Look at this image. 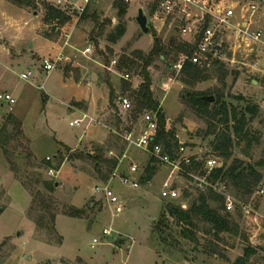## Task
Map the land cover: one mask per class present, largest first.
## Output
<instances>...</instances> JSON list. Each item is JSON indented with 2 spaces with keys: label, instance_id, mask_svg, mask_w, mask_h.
Masks as SVG:
<instances>
[{
  "label": "rangeland",
  "instance_id": "1",
  "mask_svg": "<svg viewBox=\"0 0 264 264\" xmlns=\"http://www.w3.org/2000/svg\"><path fill=\"white\" fill-rule=\"evenodd\" d=\"M123 1L129 7L124 19L127 33L116 44L107 40L120 22L116 0H99L92 4V13L94 10L98 12L97 21L92 18L81 21L75 14L74 20L60 34L53 33L52 27H46L43 21V3L55 5L56 0H38V9L24 8L28 11L25 14L8 1V7L18 12L17 17L25 33L14 44L15 50L4 41L2 44V49L20 57L12 61L4 51L0 56L2 72L8 74L7 79L19 88L13 110L8 105L1 109L0 131L5 115L12 113L22 120L24 137L13 141L10 147L13 153L20 155L19 158L14 157V162L25 180L35 172H42L46 179L59 184L55 199L61 215L57 218L56 227L64 240L62 245L43 243L48 235L45 231L38 232L28 215L31 194L12 171L0 146V264H264V194L261 193L264 192V166L258 167L263 181L249 198L238 194L228 182L200 183L197 179H188L173 167L157 164L153 180L139 189L124 186L118 180L112 182L114 191L125 205L122 215L113 216L109 206L100 200L101 194L96 192V188L101 183L111 182L113 173L104 180L96 169L95 161L86 155L96 154L100 147L106 149L107 159L111 150L120 155L126 144L114 131L131 124L138 130L142 128V113L135 99L121 89L122 75L129 71L115 68L111 71L112 61L119 62L136 50L148 54L154 45V33L164 42L170 36L193 42L192 38L181 33V24L166 19L161 12L157 15L158 0ZM253 1L260 5L254 26L264 30V0ZM240 2L239 5L229 3L238 14L250 0ZM78 7L81 4L64 6L69 12L79 14ZM140 10L148 18V34L143 33L137 23ZM37 28L41 35L45 31L52 33L51 41L56 43L58 53L69 42L65 53L73 61L60 63L50 75L42 71L43 59L56 58L58 54L54 57L50 53L52 44L36 35ZM67 35H71L70 40ZM217 42L221 46L218 57L211 59L210 65L203 63L200 66L208 70L207 80L195 86L184 84L181 73L171 68L184 54L174 52L166 62H156L150 68L152 90L165 114L166 131L175 132L178 143L186 148L184 156L202 160L220 158L214 155L211 145L216 136L210 134V120L192 106L194 95L214 98L215 102L221 97L223 102L239 110L248 104L258 105L260 113L249 123L247 130L258 136L260 143L248 152L249 157L245 155L246 144L237 145L233 159L228 163L230 165L239 158L245 165L254 166L264 161V45L249 48L242 44L239 48L232 31H224L217 37ZM40 44L44 47L39 48ZM91 44L92 53L84 55L82 52ZM215 60L219 64L214 66ZM29 70L33 71V77L29 81L22 80L21 75ZM139 72H129L134 89L143 83ZM43 84L45 89H40ZM110 84L117 96L131 99L135 107L133 113L120 116L117 101H112ZM84 112L90 115L84 126L70 127V121L80 118ZM215 124L217 133L224 128L218 121ZM67 146L72 151H68ZM59 151L65 158L59 175L52 178L44 169L36 171L35 166H41L48 158L53 161ZM128 156L130 159L124 162L122 172L127 173L135 162L138 174L143 175L151 157L135 148L130 149ZM166 183L178 191L179 198L174 202L162 197ZM210 188L226 197V205L233 203L234 210L229 213L240 228L238 235L223 233L215 237L209 225L196 220L197 228L193 230L195 237L192 239L190 233H183L187 228L169 216L165 219L164 230L157 229L170 203L189 210ZM70 208L83 210L84 214L80 218L68 217L66 211ZM247 211H251V215ZM225 212H228L227 206ZM106 228L113 229L112 236L104 237ZM94 239L102 240L103 244L92 248ZM247 248L254 249L256 254L244 259Z\"/></svg>",
  "mask_w": 264,
  "mask_h": 264
},
{
  "label": "trees",
  "instance_id": "2",
  "mask_svg": "<svg viewBox=\"0 0 264 264\" xmlns=\"http://www.w3.org/2000/svg\"><path fill=\"white\" fill-rule=\"evenodd\" d=\"M8 1L18 7L35 10L38 9L40 5L38 0ZM43 6L45 7L44 25L46 27H52L51 30L53 33L57 34H60L62 29L74 20L75 14L78 15L81 21L87 18H92L94 21L98 19L97 10H94L92 13V4L85 9L82 15H79L78 12L71 13L68 10H64L52 4L50 5L46 2L43 3ZM115 8L118 11L120 22L115 30L108 36L107 40L111 44H116L127 33V24L124 21L129 10L127 2L116 0ZM77 23H80V21ZM42 36L48 40H51L53 37L52 33L47 31L42 33ZM197 46L198 42L196 41L192 43L184 42L175 36H170L167 42H164L157 33H154V45L148 54L142 50H136L131 56L122 57L117 66V69L121 71L125 69L129 72L132 70H140L139 74L143 78V83L140 87L134 89L130 82L122 79L121 89L123 93H130L135 99L138 110L141 113L144 111L158 113L160 118V129L158 138L155 142L162 144L172 157L175 156L179 143L175 137L174 131H166L165 114L161 108L159 99L152 90L153 79L150 68L155 65L156 62H166L174 52L183 53L188 56V60H186L181 72V80L186 85L195 86L200 81L209 78L206 74L208 70L194 65L190 61L191 57L197 51ZM217 64H219V62L215 60L214 66ZM110 87L111 89L113 88L111 84ZM111 93L112 101H117L119 96L116 95L115 90L112 89ZM191 102L193 107L199 109L203 116L210 120L209 131H212L210 134L216 136L211 143L214 155L224 160L223 167L213 170L207 180L212 183H217L219 181L228 182L234 186L241 196L245 198L251 197L263 181V174L258 170V167H263L264 161L252 166L245 165L242 159L235 158L230 165L228 163L233 159L234 149L237 145L245 143V155L249 157L250 154L248 152L252 150L255 144L260 143V138L252 135L249 130H247L249 123L257 118L260 113L259 106L256 104H248L245 108L239 110L237 107H230L226 102H223L221 97L217 99L215 104L213 103V105H211L207 102L206 98L197 95L191 98ZM1 109L2 103H0V111ZM4 119L5 121L0 131V146L4 156L12 166V171L19 177L22 185L31 194L32 203L28 215L35 223L37 231H45L48 235V239L44 241V243L62 245L64 239L59 234L56 227L57 218L61 215L58 211V202L55 199L58 183L53 179H46L42 172H35L26 180L19 175L20 172L14 162V157L19 158L20 155L18 153H13L10 147L13 141L20 140L24 137L23 122L12 113L5 115ZM216 121L224 127L218 133L217 124H215ZM11 127H13L12 130ZM67 149L68 151H72L70 148ZM105 153L106 149L100 147L97 149L96 154H87L86 158L95 161L96 169L104 176V180H107L109 176L114 173L118 162L114 159L105 158ZM64 161L63 152L60 151L57 156L53 157V161H44L41 166H35V168L36 171L44 169L46 173L49 168H54L59 172ZM204 162L205 160L192 157L191 164L188 166L184 165V169L187 170V173L204 177L207 175ZM157 164L155 159L151 158L145 173L141 177V185H147L153 180L156 175ZM185 176L190 180L192 179L189 174H185ZM226 200L223 194H219L214 191L213 188H210L207 192H203L200 195L189 210H184L180 206L170 203L164 211L157 229H160V231H162V229L164 230L165 219L169 216L176 219L179 224L185 226L187 229L183 230V233L185 235L187 232L190 233L192 239L195 237L193 230L197 228L196 220H201L209 225L215 237H219L223 233L238 235L240 230L238 224L229 212H225ZM83 214V210L75 208H70L66 211V215L71 218H80ZM262 249L264 251V247ZM254 254H256L254 249L247 248L243 258H249Z\"/></svg>",
  "mask_w": 264,
  "mask_h": 264
},
{
  "label": "built area",
  "instance_id": "3",
  "mask_svg": "<svg viewBox=\"0 0 264 264\" xmlns=\"http://www.w3.org/2000/svg\"><path fill=\"white\" fill-rule=\"evenodd\" d=\"M99 0H56V7L64 8L65 4L80 5L79 15H82L85 9L90 5L97 3ZM260 7L254 3L249 2L246 6L241 8V14L236 12L231 6L226 4L217 3L215 0H158L157 2V15L161 12L166 19L173 20L181 24V33L184 36H188L193 41L198 42L197 52L191 57L190 61L194 65L201 66L203 63L210 65L211 59L217 58L218 52L221 46L217 42V37L224 31H232L235 34V44L242 47V44L247 45L249 48L253 46L264 45V30L256 28L255 18L259 12ZM241 15V19H239ZM69 40L71 35H67ZM68 40V41H69ZM69 47V42L63 48L62 52L56 58H46L42 61V68L47 75H50L58 69L60 63H70V58L66 53L65 49ZM238 48V47H237ZM93 45L91 44L82 53L89 55L92 53ZM188 56L183 55L180 60L171 65L177 73H181L185 65ZM111 71L115 68L117 70L118 61L114 60L111 63ZM34 75L32 70L21 75L22 80L29 81ZM122 79L131 82L132 75L126 72L122 75ZM0 103L8 105L10 108L15 107L17 99L8 92L0 91ZM117 106L119 107L120 116L124 114H131L134 112L135 107L133 102L128 96L120 95L117 100ZM90 119V115L82 113L80 118L74 119L69 123L72 128H81L85 122ZM123 122H125L123 120ZM142 128L138 130V127L133 124L125 126L120 131H114L126 144V149L123 150L120 155L116 154L115 151H109V159L117 160V167L112 174V181L107 183H101L100 187L96 188V192L101 194V201L107 204L113 214L118 217L125 211V205L121 200L120 196L116 194L112 187V182L118 180L122 185L130 187L132 189H139L141 187L142 174H138V166L135 162H132L127 173L122 172V166L124 162L129 158L128 153L130 149H138L143 153L149 155L155 159L158 164L164 166L173 167L175 170H179L184 175L189 174L192 179L199 180L200 183H206L208 176L215 169L222 168L224 163L220 159L210 158L205 160V170L207 175L202 177L196 174L187 173L184 169V165L188 166L191 164V158L184 156L186 148L184 145L179 144L176 150L175 156L172 157L169 152L165 150V147L156 143L158 133L160 129V118L157 112L144 111L141 115ZM51 161V158H48ZM58 171L54 168H49L47 174L49 177H56ZM2 184V178L0 176V186ZM264 194V192H261ZM162 197L165 200L174 202L179 198L178 191L166 183L162 192ZM227 211L231 212L234 210L233 203H227ZM248 215H251V211H247ZM113 229L106 228L103 230L104 237L112 236ZM103 244L100 239H94L92 248L97 245Z\"/></svg>",
  "mask_w": 264,
  "mask_h": 264
},
{
  "label": "crops",
  "instance_id": "4",
  "mask_svg": "<svg viewBox=\"0 0 264 264\" xmlns=\"http://www.w3.org/2000/svg\"><path fill=\"white\" fill-rule=\"evenodd\" d=\"M251 2V0H250ZM254 2V1H253ZM217 3H220V4H226L228 6H231L229 3L233 4V5H239L241 2L240 0H220L219 2L217 1ZM256 3V2H254ZM8 1L7 0H0V56L2 54V51H4L8 57L12 60V61H17V58H19L20 56L19 55H12L10 51H5L4 49H2V44H3V41L6 43V44H9L12 48V50L16 49L14 47V44L16 43L17 40H20L21 37L24 36V33L25 31L23 30V27L21 25V21L19 20V18L17 17V13L18 12H15L14 10L10 9L8 7ZM257 4V3H256ZM260 6V5H259ZM232 7V6H231ZM19 12L25 14L26 12H28L26 9L24 8H20L19 7ZM39 27V26H38ZM257 28V27H256ZM40 29L37 28L35 30L36 32V35L44 38L41 34H40ZM45 40H47L50 44H52L51 46V52L54 57L55 55H59L58 52H56L58 49L56 48V43L51 41V40H48L46 38H44ZM44 46H42L40 44V47L39 48H43ZM59 51V50H58ZM51 54V55H52ZM48 56V55H47ZM2 68V64H1V61H0V91L1 92H8L10 94H12L14 97H15V94L18 93V90L19 88L17 86H13L10 82L9 79H7V75L4 74V72H2L1 70ZM10 69V68H9ZM11 71H13L11 69ZM42 71L43 68H42ZM33 85H35L33 83ZM36 87V85H35ZM43 88L45 89V84L42 85V87H40V89ZM16 98V97H15ZM47 105V104H46ZM5 107L4 104H2V109ZM2 111V110H1ZM0 111V112H1ZM84 113H87V112H84ZM89 115V113H87ZM73 115H76V114H73ZM17 117V116H16ZM21 120V119H20ZM22 121V120H21ZM73 121V120H72ZM71 122V121H70ZM82 138H80L79 141H81ZM59 142V141H58ZM61 143V142H60ZM62 144V143H61ZM68 147V146H67ZM70 148V147H68ZM60 153V151H59ZM60 173V172H59ZM58 173V175H59ZM2 187V186H1ZM36 233V229L34 231V235ZM44 243V242H43Z\"/></svg>",
  "mask_w": 264,
  "mask_h": 264
},
{
  "label": "water",
  "instance_id": "5",
  "mask_svg": "<svg viewBox=\"0 0 264 264\" xmlns=\"http://www.w3.org/2000/svg\"><path fill=\"white\" fill-rule=\"evenodd\" d=\"M75 1L76 0H74V2ZM137 23L140 26V28L142 29L143 33L148 34L150 32V29L148 27V18L145 15L143 10L139 11V15L137 17ZM206 100H207V102H209L211 104L215 102L214 98H208ZM58 186H59V184H57V187ZM121 243H123V241H121Z\"/></svg>",
  "mask_w": 264,
  "mask_h": 264
}]
</instances>
